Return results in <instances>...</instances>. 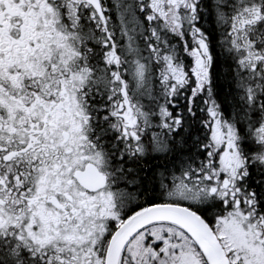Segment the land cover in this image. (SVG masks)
<instances>
[{
	"label": "snow or ice",
	"instance_id": "1",
	"mask_svg": "<svg viewBox=\"0 0 264 264\" xmlns=\"http://www.w3.org/2000/svg\"><path fill=\"white\" fill-rule=\"evenodd\" d=\"M0 264H264V0H0Z\"/></svg>",
	"mask_w": 264,
	"mask_h": 264
}]
</instances>
